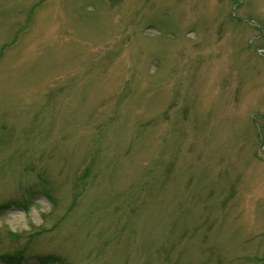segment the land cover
I'll return each instance as SVG.
<instances>
[{
    "label": "rangeland",
    "instance_id": "1",
    "mask_svg": "<svg viewBox=\"0 0 264 264\" xmlns=\"http://www.w3.org/2000/svg\"><path fill=\"white\" fill-rule=\"evenodd\" d=\"M0 264H264V0H0Z\"/></svg>",
    "mask_w": 264,
    "mask_h": 264
}]
</instances>
